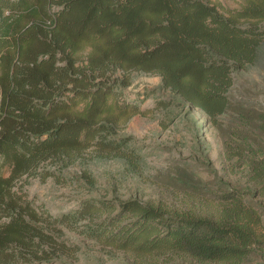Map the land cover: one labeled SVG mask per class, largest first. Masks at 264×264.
I'll use <instances>...</instances> for the list:
<instances>
[{
    "label": "trees",
    "instance_id": "obj_1",
    "mask_svg": "<svg viewBox=\"0 0 264 264\" xmlns=\"http://www.w3.org/2000/svg\"><path fill=\"white\" fill-rule=\"evenodd\" d=\"M263 50L264 0L239 9L208 0H0V264H81L93 248L140 262L181 254L216 264L264 252V158L250 164L251 200L249 189L220 185L206 215L136 198H87L53 215L22 189L29 177L53 176L48 164L60 172L90 149L136 161L117 131L143 114L138 103L151 93L128 100L131 71L160 77L177 104L217 126L231 109L234 75ZM81 177L94 186L88 172Z\"/></svg>",
    "mask_w": 264,
    "mask_h": 264
},
{
    "label": "rangeland",
    "instance_id": "obj_2",
    "mask_svg": "<svg viewBox=\"0 0 264 264\" xmlns=\"http://www.w3.org/2000/svg\"><path fill=\"white\" fill-rule=\"evenodd\" d=\"M222 9H239L245 0H208ZM125 89L128 100L142 99L143 114L132 117L118 137H129V147L138 157L129 163L117 157H102L93 149L83 153L73 165L42 180L29 177L23 192L42 204L51 214L74 209L87 198L128 200L162 204L170 210L206 215L211 194L218 186L245 194L251 200L253 184L248 181L251 161L264 158V50L257 63L234 75L230 92L231 109L213 126L199 111L176 103L178 97L161 88L160 77L131 71ZM174 103L156 108L157 100ZM250 117H246V115ZM243 115V116H242ZM245 117L250 122L240 120ZM244 148V149H243ZM242 154L228 159L226 151ZM88 172L95 180L92 188L81 177ZM24 179L17 185L22 184ZM262 201L261 198H252ZM264 203V202H263ZM93 248L81 257V264H216L199 263L181 254L134 259L129 253ZM241 264H264V252L256 251Z\"/></svg>",
    "mask_w": 264,
    "mask_h": 264
}]
</instances>
